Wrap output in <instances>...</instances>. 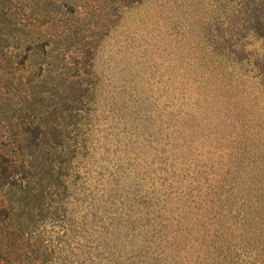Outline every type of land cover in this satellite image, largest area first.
Returning a JSON list of instances; mask_svg holds the SVG:
<instances>
[{
    "label": "rangeland",
    "instance_id": "rangeland-1",
    "mask_svg": "<svg viewBox=\"0 0 264 264\" xmlns=\"http://www.w3.org/2000/svg\"><path fill=\"white\" fill-rule=\"evenodd\" d=\"M0 2V145L7 122L21 146L0 148V264H212L228 241L264 258V219L250 250L234 232L264 206V0ZM86 97L90 155L49 208Z\"/></svg>",
    "mask_w": 264,
    "mask_h": 264
},
{
    "label": "trees",
    "instance_id": "trees-1",
    "mask_svg": "<svg viewBox=\"0 0 264 264\" xmlns=\"http://www.w3.org/2000/svg\"><path fill=\"white\" fill-rule=\"evenodd\" d=\"M131 2V0H130ZM0 6H3L2 3L0 2ZM3 9V8H2ZM0 9V11L4 12V9L2 10ZM1 12V13H2ZM1 16V14H0ZM2 26L3 24L0 23V32H2ZM39 44V45H37ZM26 50H35V49H39L40 45H42L43 47H47L50 46V40H47L45 42H42L40 39L36 40L34 43L32 42H27L26 44ZM87 91H90V88L87 89ZM90 96V94H89ZM92 96V95H91ZM80 108L78 109V113L73 114L72 112L69 114V118L72 119H77V124H76V132L77 134H75L74 137H76V141H74V144H68L65 141L62 142H57L56 146V152H60L59 157L62 159L61 161L59 160V163L56 165V169L50 171V173H46V178L45 181L47 182L48 186H49V193H48V207L52 208V207H59V206H63V204L61 205V203L66 199L67 193H68V185H67V179H68V173L69 170L68 165L74 161V160H83L85 157H87L89 154V145H88V135L90 134V129L91 126H89L88 124V119L87 118H81V114H85L87 116L90 115L91 113V109L90 106H92V100L89 98H85V99H81L80 101ZM0 122H2V120H0ZM86 122V123H85ZM4 123V122H3ZM5 124V137L7 139V143H9V145H5V144H1L0 148H1V153L3 152H8L9 150H12V153H15L16 151V147L19 148L21 147L20 145L18 146L16 144V137L13 136L12 134V128H11V124H8L7 122L4 123ZM7 124V125H6ZM27 127V126H26ZM31 125H28V127L25 129L24 135L26 136H30L33 135V137L35 139H39L41 132H40V126L36 127L35 129H33V132H31L30 129ZM79 131H84V133H80ZM4 142V141H2ZM48 162L50 161V159L48 158L47 160ZM80 165V164H79ZM55 168V167H54ZM77 180V179H76ZM9 186L10 191H17L23 194H26L27 197L25 199H28L29 196L31 195V189L30 187L27 186H17L15 184H8L7 187ZM28 205V204H27ZM56 205V206H55ZM111 205H114L111 204ZM106 208V206H104ZM6 207H1V210H4L5 212ZM104 208V213H106L108 215L107 220L110 222L109 223V227L113 228L114 231H116V233H119L118 231V227L120 226L119 223L114 222L113 219L110 218V216H117L115 213V211L113 213L108 214V212L111 209V207H109L108 209L106 208L105 210ZM117 212V211H116ZM61 211L59 208L55 209V212H53V219L58 220L60 223L64 224V220L65 217L60 215ZM240 213H242L240 215ZM120 216V215H119ZM251 219L250 223H246L247 218ZM240 219V224L235 221V225H238L239 227L234 228V232H238L239 230H241V234L240 237L244 238L243 240L241 239L240 243L243 242V245H245L246 249L250 250V246L251 242L254 241V237L250 235V232L252 229H257L260 228L263 225V219H264V206L263 204H261L260 202H258L257 205H251L250 207V211L249 212H245L244 210L240 209L239 213H237V217H235L234 219ZM101 221L103 220L102 218H100ZM233 227V226H232ZM255 234V233H254ZM262 236H259L258 239L264 237V230L261 233ZM106 235H108V233H106ZM117 239V238H116ZM246 240H250L249 242H246ZM107 243V245H109V241H105ZM228 245L224 246L227 254H229L228 256H230V260L229 262L226 260L227 256L224 257L223 254H219V256L217 257L218 259L216 261H214V263L212 264H264V258L258 262H249L247 260V257L249 255L250 252L246 254H241L238 253L236 251V253H234L233 255H230V248H229V241L227 243ZM264 246V240H262V243H260ZM235 248V246H234ZM106 250L109 249V247L105 248ZM247 251V250H246ZM111 254V252L109 253ZM224 257V261L220 263V260Z\"/></svg>",
    "mask_w": 264,
    "mask_h": 264
}]
</instances>
